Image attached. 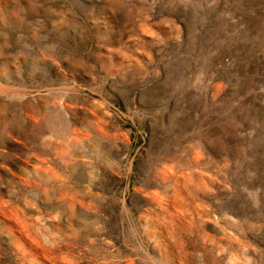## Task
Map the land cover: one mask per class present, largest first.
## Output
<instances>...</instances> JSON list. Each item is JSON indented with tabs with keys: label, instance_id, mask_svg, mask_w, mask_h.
Wrapping results in <instances>:
<instances>
[{
	"label": "rangeland",
	"instance_id": "obj_1",
	"mask_svg": "<svg viewBox=\"0 0 264 264\" xmlns=\"http://www.w3.org/2000/svg\"><path fill=\"white\" fill-rule=\"evenodd\" d=\"M0 264H264V0H0Z\"/></svg>",
	"mask_w": 264,
	"mask_h": 264
}]
</instances>
